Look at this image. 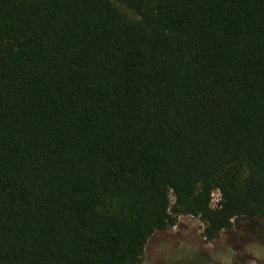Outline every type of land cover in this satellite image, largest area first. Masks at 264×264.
I'll return each instance as SVG.
<instances>
[{"label": "trees", "instance_id": "16d2710c", "mask_svg": "<svg viewBox=\"0 0 264 264\" xmlns=\"http://www.w3.org/2000/svg\"><path fill=\"white\" fill-rule=\"evenodd\" d=\"M181 216L264 233V0H0V264H141Z\"/></svg>", "mask_w": 264, "mask_h": 264}, {"label": "rangeland", "instance_id": "374dc122", "mask_svg": "<svg viewBox=\"0 0 264 264\" xmlns=\"http://www.w3.org/2000/svg\"><path fill=\"white\" fill-rule=\"evenodd\" d=\"M218 200L216 192L214 205ZM259 220L264 225V219ZM203 231L204 223L199 218L181 216L176 227L153 235L141 264H264V233L253 240L233 230L220 240L207 243ZM231 248H235L239 258L230 254Z\"/></svg>", "mask_w": 264, "mask_h": 264}]
</instances>
